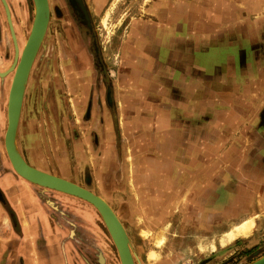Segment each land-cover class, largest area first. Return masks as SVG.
Masks as SVG:
<instances>
[{
    "label": "rangeland",
    "instance_id": "374dc122",
    "mask_svg": "<svg viewBox=\"0 0 264 264\" xmlns=\"http://www.w3.org/2000/svg\"><path fill=\"white\" fill-rule=\"evenodd\" d=\"M17 1L7 0L9 13L18 11L23 47L36 3L23 0L19 8ZM83 1L89 20L79 1L49 0L26 83L18 153L105 198L143 264L156 250L165 264H248L260 257L263 5ZM8 17L0 0L1 70L16 53ZM195 75L202 79L197 90ZM13 76V69L0 76V264H122L93 203L15 170L5 145ZM251 217L249 236L222 244L224 232Z\"/></svg>",
    "mask_w": 264,
    "mask_h": 264
},
{
    "label": "water",
    "instance_id": "95a60500",
    "mask_svg": "<svg viewBox=\"0 0 264 264\" xmlns=\"http://www.w3.org/2000/svg\"><path fill=\"white\" fill-rule=\"evenodd\" d=\"M3 1L9 16L8 2L7 0ZM77 1H79L85 16L89 20L90 18L88 11H86L84 1ZM35 3V20L30 35L24 46L22 57L18 66L11 68L14 71V76L9 93V123L5 133V145L8 156L15 170L30 181L76 195L93 203L103 216L105 223L116 243L122 264H135L130 239L127 235L126 229L115 210L105 198L74 181L31 165L26 160H24V158L18 153L16 149L15 138L18 131L27 79L37 50L44 39L50 16L49 0H35ZM13 36L15 39L17 54L19 51L17 38L14 34ZM248 264H264V255H261Z\"/></svg>",
    "mask_w": 264,
    "mask_h": 264
},
{
    "label": "bare ground",
    "instance_id": "6f19581e",
    "mask_svg": "<svg viewBox=\"0 0 264 264\" xmlns=\"http://www.w3.org/2000/svg\"><path fill=\"white\" fill-rule=\"evenodd\" d=\"M9 5V4H8ZM10 9V8H9ZM7 11V10H6ZM8 19L10 20V24L12 25V28H13V34L16 36L17 38V35H16V30H15V26H14V23L12 21V16H11V12L9 13V17ZM14 38V36H13ZM18 39V38H17ZM18 45V52L17 54L15 53V59L13 61V64L12 66L7 69L6 71H1L0 70V76L3 77L4 75H6L8 72H10L11 68L12 67H17L19 62H20V59L22 57V53H23V50L21 51L20 49V46H19V43L17 44ZM17 55V56H16ZM7 120H8V123H9V118L7 117ZM8 127V126H7ZM86 213H89V212H86ZM85 213V214H86ZM88 216H91V213L88 214ZM254 226H255V222H254V219L251 217V218H246L244 220H242L241 222L235 224L232 228H230L229 230H227L226 232H224L223 234V237H222V244H229L230 242H233L235 239H237L238 237L240 236H244V237H247L249 236L252 231L254 230ZM161 232V231H160ZM160 234V233H159ZM157 240V239H156ZM161 240V239H160ZM164 241V240H163ZM162 242V240H161ZM213 247H215L213 245ZM212 249V248H211ZM149 256L151 257V259H154L156 258L157 256V251H151ZM152 264V263H151Z\"/></svg>",
    "mask_w": 264,
    "mask_h": 264
},
{
    "label": "crops",
    "instance_id": "0c3cea01",
    "mask_svg": "<svg viewBox=\"0 0 264 264\" xmlns=\"http://www.w3.org/2000/svg\"><path fill=\"white\" fill-rule=\"evenodd\" d=\"M21 1H23V0H19V1H17L18 2V4H19V8L20 7H22V5L21 4H23V3H21ZM258 4H260L262 7H264V0H258ZM261 6H259V7H261ZM16 12H18V11H16ZM23 12V11H22ZM261 21V20H260ZM261 23H263V22H261ZM259 64L261 65V64H264V62H263V60L262 61H260L259 62ZM197 75V74H196ZM195 75V77H194V79H195V90H197L198 89V87H200V85L199 84H201V82L198 84V81H201L202 79H201V77L199 78V77H197ZM188 86V85H187ZM190 89L192 88V87H189ZM259 90H260V110L264 107V79H262L261 78V75L259 76ZM185 91L186 92H191L188 88H186L185 89ZM7 124H8V120H7ZM8 126V125H7ZM33 156H31V158H32ZM34 158V157H33ZM32 158V159H33ZM10 179V178H9ZM28 195H27V191H26V194H25V198L27 197ZM26 205V204H25ZM28 205H26L25 206V209H24V212H25V214L27 213V209H26V207H27ZM30 218H31V220H32V217H31V215H30ZM26 219H27V221L25 220V222L27 223V224H29V223H32V221L29 219V216L27 217L26 216ZM29 229V228H28ZM258 250H260L259 251V253H263V251H264V247H261V249H258ZM157 251V250H156ZM132 253H133V251H132ZM158 253V252H157ZM149 254L150 253H148V258H146V259H149L148 261V263L149 264H165V263H162V261L161 260H159V258L158 259H156V258H154V259H150L149 258ZM261 255H264V254H261ZM133 257H134V261H135V264H143L142 263V260H141V257H140V255H138V253L137 252H135L134 251V253H133ZM103 259V258H102ZM171 264V263H170Z\"/></svg>",
    "mask_w": 264,
    "mask_h": 264
},
{
    "label": "flooded vegetation",
    "instance_id": "af4514ba",
    "mask_svg": "<svg viewBox=\"0 0 264 264\" xmlns=\"http://www.w3.org/2000/svg\"><path fill=\"white\" fill-rule=\"evenodd\" d=\"M11 13H12L13 21H14V26H15V25L18 24V22L15 20V19H17V18H16V14H17V13H16V11H11ZM20 49H21V51H22V49H24V46H23V47H20ZM14 59H15V51H14V55H13L12 62L14 61ZM12 64H13V63H12ZM12 64H11V66H12ZM11 66H10V67H11ZM10 67H8L7 69H9ZM7 69H6V70H7ZM0 70H1V69H0ZM6 70H1V71H6Z\"/></svg>",
    "mask_w": 264,
    "mask_h": 264
}]
</instances>
